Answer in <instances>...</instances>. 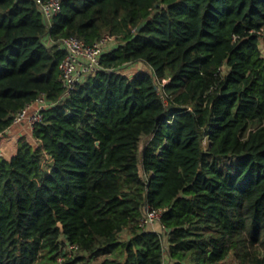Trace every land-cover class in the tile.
Here are the masks:
<instances>
[{
	"label": "trees",
	"instance_id": "16d2710c",
	"mask_svg": "<svg viewBox=\"0 0 264 264\" xmlns=\"http://www.w3.org/2000/svg\"><path fill=\"white\" fill-rule=\"evenodd\" d=\"M62 7L48 32L36 0H0V131L52 104L36 144L0 158V264H264V0ZM48 33L117 42L65 95Z\"/></svg>",
	"mask_w": 264,
	"mask_h": 264
},
{
	"label": "built area",
	"instance_id": "2783aa9c",
	"mask_svg": "<svg viewBox=\"0 0 264 264\" xmlns=\"http://www.w3.org/2000/svg\"><path fill=\"white\" fill-rule=\"evenodd\" d=\"M62 2L63 0H36L39 11L41 12L48 28V32L51 31L56 17L62 12ZM252 33L257 34L259 37L260 47L264 57V27L253 30ZM237 39L238 37L235 35L234 41H237ZM116 40L117 38L115 35L106 34L102 39L92 45L86 44L85 41L78 37L64 38L54 42L50 39L48 33L47 44L56 45L59 50L65 52V56L59 65L60 82L65 90V95H69L87 78L94 76L103 70L101 65L102 55L107 52L114 43H116ZM120 72L123 73L122 70ZM51 106L52 104L48 101L47 95L41 93L34 102L27 105L22 111L13 115L12 126L9 129L6 131H0V144L7 138V135L11 133L13 127H27L33 131L35 126L43 121L44 113ZM4 151V149L0 150V158H7L6 151ZM161 216L162 210H156L150 206H146L141 220V226L147 228L154 227L160 222ZM66 250L70 255L72 252L78 251V246L68 245ZM63 261L64 258H61L59 263H62Z\"/></svg>",
	"mask_w": 264,
	"mask_h": 264
},
{
	"label": "rangeland",
	"instance_id": "374dc122",
	"mask_svg": "<svg viewBox=\"0 0 264 264\" xmlns=\"http://www.w3.org/2000/svg\"><path fill=\"white\" fill-rule=\"evenodd\" d=\"M116 42H117V40H116ZM141 71H150V68L145 64V63H143V62H139V63H135V64H130V65H128L125 69H123L122 70V72L124 73V74H127V75H134V74H136V73H138V72H141ZM24 138H21L15 145H12V144H14L13 143V141H8L6 144H5V142L4 141H6V139L0 144V150H5L6 151V149L5 148H8L6 145L7 144H9L10 145V148H9V150L10 151H12V152H16V150L17 149H19V145H20V142H21V140H23V141H29L30 140V142L32 143V144H36V142H35V140L34 139H30V138H28L27 136H23ZM14 139V138H13ZM29 139V140H28ZM150 140H151V138H144L143 139V141H142V147H145L149 142H150ZM6 146V147H5ZM4 151V152H5ZM6 157L7 158H10V155L8 154V153H6ZM235 163V161H229V160H227V161H225V163H224V166H227V165H232V164H234ZM151 229H154L153 227H151Z\"/></svg>",
	"mask_w": 264,
	"mask_h": 264
},
{
	"label": "crops",
	"instance_id": "0c3cea01",
	"mask_svg": "<svg viewBox=\"0 0 264 264\" xmlns=\"http://www.w3.org/2000/svg\"><path fill=\"white\" fill-rule=\"evenodd\" d=\"M23 136H27L30 139H34V135H33L32 130H30L27 127L16 126V127H13L11 133L9 135H7L6 141H4V142L6 144L8 141H13L14 144H12V145H15L21 138H24ZM28 142H30V140ZM6 146L7 147L9 146L8 148H5V149H6V153H8L10 155V158H8V159H11L13 156H15L17 154L18 149L16 150V152H12L13 150L12 151L9 150L10 145L7 144ZM153 228L154 229H152V230H154V231H161L162 230L160 223L156 224ZM92 264H101V262L100 261L93 262Z\"/></svg>",
	"mask_w": 264,
	"mask_h": 264
},
{
	"label": "water",
	"instance_id": "95a60500",
	"mask_svg": "<svg viewBox=\"0 0 264 264\" xmlns=\"http://www.w3.org/2000/svg\"><path fill=\"white\" fill-rule=\"evenodd\" d=\"M60 226H62V225L60 224Z\"/></svg>",
	"mask_w": 264,
	"mask_h": 264
}]
</instances>
